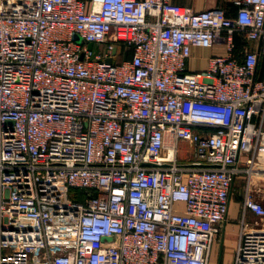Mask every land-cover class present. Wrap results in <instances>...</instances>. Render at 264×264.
I'll return each mask as SVG.
<instances>
[{
    "label": "built area",
    "instance_id": "1",
    "mask_svg": "<svg viewBox=\"0 0 264 264\" xmlns=\"http://www.w3.org/2000/svg\"><path fill=\"white\" fill-rule=\"evenodd\" d=\"M232 3L0 0V264H209L264 154V0ZM233 264H264V230L242 220Z\"/></svg>",
    "mask_w": 264,
    "mask_h": 264
},
{
    "label": "crops",
    "instance_id": "2",
    "mask_svg": "<svg viewBox=\"0 0 264 264\" xmlns=\"http://www.w3.org/2000/svg\"><path fill=\"white\" fill-rule=\"evenodd\" d=\"M89 2V0H84ZM173 3L188 6L195 11L221 7L228 15H234L236 6L232 0H171ZM235 41L238 50L241 48L258 49L259 42L247 40L242 33H237ZM224 47L215 43L212 47L191 48V55L187 60L190 72L204 70L208 66L209 58L215 54H223ZM257 76L264 79V52L260 51L257 66ZM264 151V150H263ZM260 167L252 173H242L232 185L226 219L221 223L220 231L213 241L209 254V264H233L236 246L239 241L242 220L253 230H264V216L252 211L243 214V199L246 192L264 205V154L259 156Z\"/></svg>",
    "mask_w": 264,
    "mask_h": 264
},
{
    "label": "rangeland",
    "instance_id": "3",
    "mask_svg": "<svg viewBox=\"0 0 264 264\" xmlns=\"http://www.w3.org/2000/svg\"><path fill=\"white\" fill-rule=\"evenodd\" d=\"M101 47L98 45V44H94L92 49L94 52H98V50L100 49ZM187 155H188V147L186 146V144L184 142H180V145H179V156L185 160L187 158Z\"/></svg>",
    "mask_w": 264,
    "mask_h": 264
},
{
    "label": "water",
    "instance_id": "4",
    "mask_svg": "<svg viewBox=\"0 0 264 264\" xmlns=\"http://www.w3.org/2000/svg\"><path fill=\"white\" fill-rule=\"evenodd\" d=\"M74 40L77 41V42H80V41H81V38H80L78 35L75 34V35H74ZM92 46H93L92 42H89L88 45H87V47H88L89 49H91ZM113 52H114V51H113ZM105 61H106V62H111V61H112V58H111V57H108V58H106Z\"/></svg>",
    "mask_w": 264,
    "mask_h": 264
}]
</instances>
